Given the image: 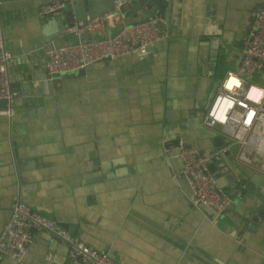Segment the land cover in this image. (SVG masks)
<instances>
[{
    "label": "crops",
    "instance_id": "0c3cea01",
    "mask_svg": "<svg viewBox=\"0 0 264 264\" xmlns=\"http://www.w3.org/2000/svg\"><path fill=\"white\" fill-rule=\"evenodd\" d=\"M41 1L0 0L8 78L18 90L12 110L0 112V230L17 196L121 264H264V222L244 209L264 196L258 171L229 153L213 156L207 165L218 184L243 187L214 214L190 203L180 160L166 145L182 140L205 154L229 141L201 120L215 78L237 67L259 0H129L121 22L159 14L163 37L142 53L63 76H49L43 60L50 47L75 40L65 20L102 12L112 0H65L51 14L39 13ZM0 264L85 263L39 230L20 260L0 254Z\"/></svg>",
    "mask_w": 264,
    "mask_h": 264
},
{
    "label": "built area",
    "instance_id": "2783aa9c",
    "mask_svg": "<svg viewBox=\"0 0 264 264\" xmlns=\"http://www.w3.org/2000/svg\"><path fill=\"white\" fill-rule=\"evenodd\" d=\"M65 0H43L39 13L51 14ZM129 0H112L108 9L86 14L82 19L70 18L64 22V30L75 40L63 46L50 47L43 60L49 76L83 67L105 57H114L130 51L144 52L147 45L163 37L160 26L162 17L149 14L145 20L121 22V9ZM251 21L246 37L239 47L236 69H226L218 81L202 123L218 125L229 141L205 154L182 140L167 143V148L180 160L193 205L207 207L214 214L228 209L232 195L220 186L210 172L208 161L218 153L228 152L232 160L257 170L264 176V84L252 80V74L264 73V0H259L250 11ZM119 23L117 32L102 37L82 38L84 32L94 33L103 28H112ZM10 53L4 47L0 24V97L7 100L0 112L9 113L18 90L10 85L7 62ZM234 148L230 151V145ZM44 230L66 245L67 255L85 264H121L107 252L99 250L47 214L32 208L14 196L9 216L0 230V254L20 260L27 244Z\"/></svg>",
    "mask_w": 264,
    "mask_h": 264
},
{
    "label": "water",
    "instance_id": "95a60500",
    "mask_svg": "<svg viewBox=\"0 0 264 264\" xmlns=\"http://www.w3.org/2000/svg\"><path fill=\"white\" fill-rule=\"evenodd\" d=\"M147 1V0H146ZM149 2H151V0H149ZM165 2L163 1L162 4H164ZM155 4H152V6H150V10H154V7ZM146 18H143L141 20H145ZM125 23H129V22H125ZM117 32V29H115L111 35L115 34ZM217 38H219L218 36H215ZM218 46L219 44H217L216 48H211L209 50V54L211 56V60L210 62L207 64L208 67H211L210 65H212V69L215 68L216 66V62L219 58V50H218ZM84 66L83 67H79V68H75V69H72V70H67V71H64V72H60L58 74H53L54 76L56 75H65V74H78L79 72H81L83 70ZM211 96V95H210ZM209 100L210 98L208 99L207 101V104L209 103ZM6 103H7V100L3 97H0V107H5L6 106ZM206 104V105H207ZM197 152L200 154L201 151H199L197 149ZM228 152H224L223 153V156L222 158L225 159V157L227 156ZM228 161H226V164L227 166H232L233 165V162L230 161L229 159H227ZM260 175V176H259ZM256 176H257V180L256 182L259 184V183H264V177L261 173L257 172L256 173ZM240 181V180H239ZM240 184V182H238ZM239 191L237 192V194H242L243 193V187L241 186V188L237 189L235 186H232L230 189H229V193L230 194H235L236 191ZM244 209L246 210L245 212V216L249 217L251 219V221H256L257 218H260V221L264 222V196L263 194H259L257 198H253L251 199V201L249 203H246L244 205ZM66 228L71 232V230L68 228V226H66ZM56 237V236H55ZM57 238V237H56ZM107 252V251H106ZM113 257V256H112ZM230 264V263H229Z\"/></svg>",
    "mask_w": 264,
    "mask_h": 264
},
{
    "label": "rangeland",
    "instance_id": "374dc122",
    "mask_svg": "<svg viewBox=\"0 0 264 264\" xmlns=\"http://www.w3.org/2000/svg\"><path fill=\"white\" fill-rule=\"evenodd\" d=\"M237 54H239V50H238ZM251 79H252V80H255V81H260L262 84H264V73H254V74H252ZM218 81H219V79H218V78H215V80H214V82H213L214 85H215L216 87H217V85H218ZM215 86H214V88H213V87L211 88L210 92H213V91H214ZM215 90H216V89H215ZM213 93H214V92H213ZM212 95H213V94H212ZM212 95L210 96V99H211ZM209 101H210V100H209Z\"/></svg>",
    "mask_w": 264,
    "mask_h": 264
}]
</instances>
